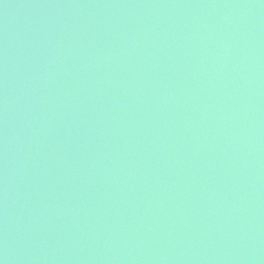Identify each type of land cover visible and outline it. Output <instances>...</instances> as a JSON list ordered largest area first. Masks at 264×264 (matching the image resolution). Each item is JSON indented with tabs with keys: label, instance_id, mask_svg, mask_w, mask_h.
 <instances>
[{
	"label": "water",
	"instance_id": "water-1",
	"mask_svg": "<svg viewBox=\"0 0 264 264\" xmlns=\"http://www.w3.org/2000/svg\"><path fill=\"white\" fill-rule=\"evenodd\" d=\"M0 264H264V0H0Z\"/></svg>",
	"mask_w": 264,
	"mask_h": 264
}]
</instances>
